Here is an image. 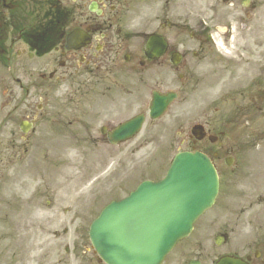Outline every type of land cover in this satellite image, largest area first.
I'll return each mask as SVG.
<instances>
[{"label": "flooded vegetation", "instance_id": "1", "mask_svg": "<svg viewBox=\"0 0 264 264\" xmlns=\"http://www.w3.org/2000/svg\"><path fill=\"white\" fill-rule=\"evenodd\" d=\"M194 3L0 0V74L5 76L4 90H0V264L27 263L29 253L42 254L45 262L44 255L50 249L46 246V223L61 221L59 214H37L36 195L30 213V200L22 191H13L17 184L2 182L5 177L13 180L15 162L31 149L47 142H68L79 154H85L88 144H108V133L123 109L138 103V90H142L138 78L146 73L150 87L157 64L178 68L172 65L174 53L181 55L180 64L202 63L206 75L209 64L222 61L219 46L235 53L227 62L249 63L254 53L253 37L262 36L255 46L261 47L259 57L264 67V28L232 27L238 12L251 14L258 7L257 1L211 0L205 5L211 14L198 18ZM244 33L251 35L247 47L240 42L227 44L238 34L242 39ZM151 34L167 43L157 59L145 55ZM71 35L72 42L80 46L77 50L66 47ZM246 74L244 81L241 76L232 77L239 85L234 90H249V102L237 104L236 109L253 112L248 142L264 141V68L257 77L249 71ZM67 94L70 102L63 101ZM260 116L263 121L258 124ZM217 146L221 149L222 142ZM242 154L230 149L214 153L219 168L227 157L239 167ZM253 154L248 152L246 161L251 185L241 190L227 184L221 191L220 216L205 221L193 238L185 240L183 264H216L223 256L240 257L244 264H264V151L261 161H255ZM228 168L234 172L233 166ZM258 171H262L260 179ZM232 206H240V213H233ZM60 237V231L54 230V250L60 248Z\"/></svg>", "mask_w": 264, "mask_h": 264}, {"label": "water", "instance_id": "2", "mask_svg": "<svg viewBox=\"0 0 264 264\" xmlns=\"http://www.w3.org/2000/svg\"><path fill=\"white\" fill-rule=\"evenodd\" d=\"M158 100L162 102L156 105L160 113L165 104L163 99ZM135 125L125 130L132 131ZM209 167L208 159L201 154L182 156L175 161L164 182L142 189L132 204L114 205L105 218L116 210L120 212L119 217L100 219L92 231V241L101 256L110 264H158L214 196L217 180ZM133 211L150 213L151 218L166 212L167 215L153 223L152 228L149 224L140 228L129 224ZM125 217L128 221H124Z\"/></svg>", "mask_w": 264, "mask_h": 264}, {"label": "rangeland", "instance_id": "3", "mask_svg": "<svg viewBox=\"0 0 264 264\" xmlns=\"http://www.w3.org/2000/svg\"><path fill=\"white\" fill-rule=\"evenodd\" d=\"M259 64L262 63L257 62L255 68H257ZM190 86H193V88L188 87L186 89L187 91L179 90L178 100L173 106H171L167 114L158 120L156 124H150V122H147L141 134L131 143V147L140 146V157L138 161L135 159V162H137L136 166H138L139 171L142 172L143 176H162L165 173L166 168L170 165V162L178 149L180 147L187 148L191 145L188 133H190L191 127L194 124L201 122L212 123L215 121V118H227L228 120H232L229 111L227 110V107L232 103L231 100L228 99L230 93L223 95L224 92H222L220 94L221 98L218 97V94L214 96L210 94L208 95V98H206L203 90H196L195 83H192ZM236 98H234L233 103L240 99V97ZM146 104H137L133 108L126 109L125 113L129 116L137 110H145ZM226 114H228V116H225ZM235 133L237 134V132ZM62 145L64 147L66 144ZM101 150L106 149L102 148ZM260 150H263L262 145L258 151ZM102 152L105 154L107 153V151ZM64 154L65 153H62V156L53 158V169L49 167L47 171V177H49L51 185L55 183L61 185L62 198H64L66 194L74 196L75 190L77 189L82 192L89 190L94 185L101 183L100 181H97V178H103V176L111 170L122 167V165L119 164L121 161L119 158L108 157L107 159H103L104 161L100 162V164L97 165L95 169H92L89 174L86 173V170L90 165V158L81 157L87 162V165L84 163L81 164V160L73 158L71 154ZM105 157L107 156H104V158ZM38 161L41 162L42 157ZM41 163L34 166V168H39L37 171L40 174H42L43 169L45 168L42 167ZM132 165L133 163H131V166ZM92 168L94 167L92 166ZM50 198H52V196H46L44 198L45 203L48 200H52ZM71 204L72 197H70L69 200L61 202L62 210L69 208ZM100 205L101 203L96 207L93 217L97 213ZM80 208L82 212H86L85 210L88 206L84 204L83 206H80ZM74 213L75 212H72L71 214ZM62 214L64 217L71 215L69 212L64 211ZM69 224L70 223L66 220H62V228ZM61 253L63 256L62 258L68 260L65 264H84L80 259L75 261V255L64 253L63 248Z\"/></svg>", "mask_w": 264, "mask_h": 264}]
</instances>
